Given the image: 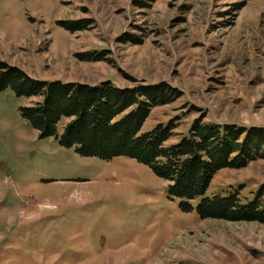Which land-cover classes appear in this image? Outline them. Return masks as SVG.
Wrapping results in <instances>:
<instances>
[{
    "label": "rangeland",
    "instance_id": "374dc122",
    "mask_svg": "<svg viewBox=\"0 0 264 264\" xmlns=\"http://www.w3.org/2000/svg\"><path fill=\"white\" fill-rule=\"evenodd\" d=\"M0 60L47 81L166 82L180 97L154 107L140 130L173 120L166 145L201 114L264 126V0H0ZM35 100L0 92V264H264L263 223L185 211L135 159L62 146L66 119L57 136L40 137L20 114ZM261 192L264 204L260 159L219 170L191 204Z\"/></svg>",
    "mask_w": 264,
    "mask_h": 264
},
{
    "label": "trees",
    "instance_id": "16d2710c",
    "mask_svg": "<svg viewBox=\"0 0 264 264\" xmlns=\"http://www.w3.org/2000/svg\"><path fill=\"white\" fill-rule=\"evenodd\" d=\"M67 28L74 31L86 27ZM81 57L102 59L88 53ZM7 88L16 96L36 98L33 104L21 106L20 114L40 137L57 136L58 123L66 119L59 137L62 146L76 145L80 155L103 160L119 156L135 159L166 180L169 195L185 199L181 207L185 211L195 209L201 219L264 224L262 192L248 203L232 193L203 197L195 207L191 204L205 194L219 170L240 169L264 160V126L208 124L201 114L193 120L186 137L166 145L176 127L173 120L167 126L160 123L152 131L140 133L154 107L180 97L181 93L166 82L121 88L109 80L96 85L47 81L32 78L0 60V92Z\"/></svg>",
    "mask_w": 264,
    "mask_h": 264
}]
</instances>
